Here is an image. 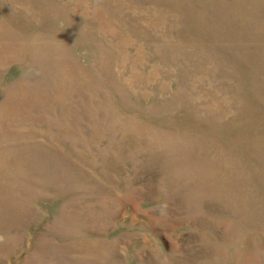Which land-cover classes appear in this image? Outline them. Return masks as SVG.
I'll list each match as a JSON object with an SVG mask.
<instances>
[{
    "label": "rangeland",
    "instance_id": "1",
    "mask_svg": "<svg viewBox=\"0 0 264 264\" xmlns=\"http://www.w3.org/2000/svg\"><path fill=\"white\" fill-rule=\"evenodd\" d=\"M0 264H264V0H0Z\"/></svg>",
    "mask_w": 264,
    "mask_h": 264
}]
</instances>
